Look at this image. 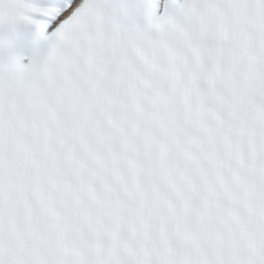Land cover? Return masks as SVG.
<instances>
[{
    "label": "snow or ice",
    "instance_id": "obj_1",
    "mask_svg": "<svg viewBox=\"0 0 264 264\" xmlns=\"http://www.w3.org/2000/svg\"><path fill=\"white\" fill-rule=\"evenodd\" d=\"M0 264H264V0H0Z\"/></svg>",
    "mask_w": 264,
    "mask_h": 264
}]
</instances>
